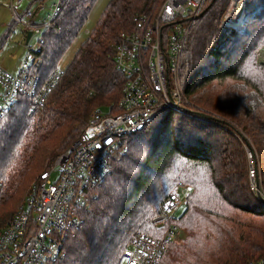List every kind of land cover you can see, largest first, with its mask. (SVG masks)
Here are the masks:
<instances>
[{"label": "trees", "instance_id": "16d2710c", "mask_svg": "<svg viewBox=\"0 0 264 264\" xmlns=\"http://www.w3.org/2000/svg\"><path fill=\"white\" fill-rule=\"evenodd\" d=\"M163 1L108 0L44 105L34 107L21 94L2 117L0 232L19 209L5 213L4 208L34 171L46 163L42 170L48 169L81 135L96 109L118 112L124 78L114 66L115 48L140 17L152 19ZM234 1H206L191 24L179 72L190 104L160 111L141 132L127 138L125 152L112 158L109 175L78 211L79 224L65 235L55 264H116L133 236L150 234V219L179 178L191 181L192 192L177 220L189 236L162 264H250L264 258V239L257 241L264 237V222L245 215L264 217V206L249 191L246 157L249 147L254 162L264 163V81L245 78L262 99V106L254 110L248 102L244 105L239 90L238 96L221 93L213 98L207 89L194 96L212 82L241 80L242 67L264 48V0H251L256 7H249L243 30L229 26L219 35L223 16ZM95 2H62L34 54L29 75L36 77L38 88L58 69ZM16 24L13 18L5 33L9 35ZM4 41L1 37L0 50ZM259 66L264 68V63ZM192 167L206 168L205 175L194 174ZM260 175L264 191L261 168ZM206 216L215 222L207 223Z\"/></svg>", "mask_w": 264, "mask_h": 264}, {"label": "built area", "instance_id": "2783aa9c", "mask_svg": "<svg viewBox=\"0 0 264 264\" xmlns=\"http://www.w3.org/2000/svg\"><path fill=\"white\" fill-rule=\"evenodd\" d=\"M45 1L37 0L36 9L23 14L26 21H19L23 0H9L14 19L24 27L25 50L17 74L0 67V120L21 94L41 108L64 73L58 68L40 88L36 77L29 75L42 34L64 0H52L56 2L52 15L40 23L32 22ZM206 1L164 0L152 19L140 17L134 30L122 37L114 55L115 69L124 78L118 112L96 109L81 135L32 184L24 202L0 232V264L57 263L65 235L79 224L78 211L88 204L92 189L109 175L112 158L125 152L127 138L141 132L160 111L180 109L189 103L179 72L193 18L203 11ZM230 26L244 29L234 23ZM28 32L30 39L39 35L34 46L29 44L30 39L26 42ZM247 158L249 191L264 206L260 166L249 150ZM191 192V186L177 182L150 221L155 234L133 236L116 264H159L167 246L180 237L177 220ZM250 264H264V258Z\"/></svg>", "mask_w": 264, "mask_h": 264}, {"label": "rangeland", "instance_id": "374dc122", "mask_svg": "<svg viewBox=\"0 0 264 264\" xmlns=\"http://www.w3.org/2000/svg\"><path fill=\"white\" fill-rule=\"evenodd\" d=\"M36 1L35 0H23V3L21 5V7H19V11H18V14L20 17L19 21H26L22 16L26 12V10L33 11L34 9H36V6H37ZM107 1L108 0H96V2L92 5V8L88 14L87 21H86L82 31L80 32L79 36L74 41V43L71 45V47L68 49V51L65 53L64 57L62 58L61 62L58 65V68L64 69L65 66L73 58L75 52L80 47L81 43L87 39V37L89 36L91 31L93 30L97 20L101 16L102 11H103L105 5L107 4ZM54 3H56V2L52 1V0H46L42 6L43 9H40L36 12V14L34 15V17L32 19V22L40 23L43 19L47 18L49 15H52L53 10H54V5H53ZM249 7H256L252 3L251 0H235L230 5V7H228L227 12L223 16V20L221 22V26H220V30H219L220 31L219 35H221L223 33V31L225 33L224 29L226 27H229L230 25H232V23H234V22L241 21L242 24H244L243 21L245 22L248 19L247 13L249 12V10H248ZM243 14H244V16H243ZM246 15H247V17H246ZM233 16H235V17L233 18ZM13 18H14V16L10 10L9 0H0V38L5 37L3 47L0 50V67L3 68L4 70L8 71V72H11L13 74H17L18 70H19V64H20V61L22 59L23 52L25 50V47H23V43H22L24 27L19 23V21L16 20V22H17L16 26L13 27V29L10 31L9 35L6 34L5 32L7 30V27ZM230 32L227 30L226 34L228 36H231L232 34L230 35L229 34ZM219 35H218V37H219ZM217 38H215V40ZM229 39L232 40V37H230ZM38 40H39V35H34L30 39L29 44L31 46H34V44ZM18 43H19V45H18ZM238 46H239V44L236 45V48ZM228 48H231V45H229ZM235 53H236V49H235ZM263 63H264V48L256 50L255 53L253 55H251V58L246 62L245 66L242 67L243 72H242V77L240 78L241 80H226L225 82H223L221 84H217L216 82H212L211 84H208L207 86L202 88L199 92L194 94V96H198L201 91H204L206 89L208 91V94L210 93L213 98H216V96L220 95L221 93H224L227 95L238 96V94L236 93V90H239V92L241 93V96H242V100L244 101V105H246L248 102V105L251 107V109L254 110V108H256L257 106H259V105L262 106V103H261L262 101H260V99H259L260 98V95H259L260 92L257 89L253 88L249 84L250 82L245 78H252V80H257V81H261V82L264 81V68L259 66L260 64H263ZM211 88L214 89L213 92L208 90ZM121 91H122V88H121L120 92ZM120 92H119V95H120ZM119 99H120V97H119ZM187 101L189 102L188 99H187ZM103 104H107V103H103ZM189 104H190V102H189ZM251 104L254 105V108ZM98 106H99V104H95V107H98ZM101 108L105 113L108 112V110L106 108H104L102 106H101ZM68 146H70V145H68ZM67 147H65V148H67ZM247 150L248 149L246 148V157H247ZM257 160H259V159H257ZM249 164H250V162L248 163V165ZM45 165H47V163ZM45 165L34 171L31 179L26 183L27 184L26 187L25 188L22 187L18 191L15 198L11 201L10 205L7 206L6 208H4L5 213L6 212H12L13 213V212H15L16 209H18L22 205L24 199L26 198V196L28 194L27 191H28L29 186L35 181V179L37 181L38 176L45 169V167H46ZM258 165L260 166L261 170H263V173H264V163L259 162ZM191 170L193 171L194 174H196V172L199 173L197 175L201 174L200 175L201 177L204 176L205 172H206V168H204V167L203 168L198 167V168H196V171H195V167H192ZM53 178H54V176H53ZM260 178H261V175H260ZM179 179H181V181H178V182H183L187 185H189L191 183V181H189V180H186L183 178H179ZM174 186L175 185L173 184L172 189L168 192L169 194L174 191V188H175ZM245 215H248V217L250 218V221H253L252 220V217H253L259 222H264V217L257 218V217L250 215V214H245ZM206 217H207V219H205V220L207 223H211V222L214 223L215 222L214 218H211L209 216H206ZM150 221H151V219H150ZM255 223L258 224L257 222H255ZM179 227L181 228L180 237L175 241V243L171 244V246L168 247L167 251L164 253L163 257L161 258L159 264H162V262L166 259V257H168L170 255L172 248H174V247L179 248V247L184 246V244H185V242L189 236L188 230L186 227H182L181 225ZM212 229H213V227L211 225H209L208 229H206V230H208L210 232ZM208 231H206V233H208ZM149 233L155 234L154 229L152 228ZM237 235H238V232H237ZM263 239H264V237L260 236L257 238V241L263 240ZM208 250H209V248L205 245V252L207 253ZM120 256H121V254H120ZM120 256H119V258H120ZM255 260L256 259H254V261Z\"/></svg>", "mask_w": 264, "mask_h": 264}, {"label": "water", "instance_id": "95a60500", "mask_svg": "<svg viewBox=\"0 0 264 264\" xmlns=\"http://www.w3.org/2000/svg\"><path fill=\"white\" fill-rule=\"evenodd\" d=\"M201 14H202V12H201L198 16H200ZM198 16H197V17H198ZM197 17H194V18H193V21H194ZM30 36H31V32H28V33H27V37H26V42H28V40L30 39ZM202 116L205 117V118H209L207 115H203V114H202ZM248 150H249L250 153H251V150H250L249 147H248ZM258 196H259V195H258ZM259 200L262 202V199H261V198H259Z\"/></svg>", "mask_w": 264, "mask_h": 264}, {"label": "bare ground", "instance_id": "6f19581e", "mask_svg": "<svg viewBox=\"0 0 264 264\" xmlns=\"http://www.w3.org/2000/svg\"><path fill=\"white\" fill-rule=\"evenodd\" d=\"M244 23V22H243ZM234 26L235 27H238L239 29H242L244 27V25L242 24L241 21H238V22H234Z\"/></svg>", "mask_w": 264, "mask_h": 264}, {"label": "crops", "instance_id": "0c3cea01", "mask_svg": "<svg viewBox=\"0 0 264 264\" xmlns=\"http://www.w3.org/2000/svg\"><path fill=\"white\" fill-rule=\"evenodd\" d=\"M18 45H19V43H18Z\"/></svg>", "mask_w": 264, "mask_h": 264}]
</instances>
